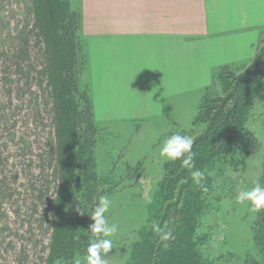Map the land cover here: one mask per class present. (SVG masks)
<instances>
[{"label":"rangeland","instance_id":"obj_1","mask_svg":"<svg viewBox=\"0 0 264 264\" xmlns=\"http://www.w3.org/2000/svg\"><path fill=\"white\" fill-rule=\"evenodd\" d=\"M23 13V6L19 7L16 0H2L1 47L10 46V41H6L7 34L14 33L16 25L20 27ZM250 68V63L245 62L233 66L229 75L237 77ZM257 73L254 69L251 74ZM3 76L0 64V264H45L48 224L43 223L39 228L36 221L44 207L39 204V215H34V219L29 216L28 208L36 196L33 186L40 174L38 156L45 148L48 129L35 117L36 107L30 92L17 95L13 90L11 104H7ZM228 82L231 84L232 80L216 76L206 92L207 99L215 93L220 96ZM80 85L88 87L91 97L93 83L88 73L81 75ZM197 96H183L176 100L175 106L166 104L163 111L155 115H130L122 119L95 115L100 127L95 146L98 171L110 170L115 180L120 181L106 194L113 203L105 215L110 223L118 225L113 249L105 257L107 264H144L149 251L153 253L162 242L155 233V244L148 246L149 230L154 221L171 233V238L161 244L163 252L174 246L188 229L192 234L189 239L196 242V247L206 258L216 260L215 264H242L244 256L255 251L250 230L255 213L251 206L237 204L236 196L259 181L264 157V90L254 96L249 107L245 106V121L226 151L216 158L217 162L209 160L194 169H187L178 161L174 167L170 162L166 163L159 151L171 132L189 128L196 111L193 102ZM207 106L205 103L204 109L200 110L197 123L202 124L205 120L203 114ZM184 135L195 138L198 134L191 131ZM195 169L205 172L207 191L193 183L191 172ZM168 179L173 188H177L166 203L169 219L152 208L160 182L165 183ZM192 189H196L197 196L202 198L203 208H191L190 214L177 218L179 212L183 216L182 200H190L188 193L192 194ZM54 192V183H51L46 196L53 199ZM57 222L54 223L50 216V227L54 231ZM77 259L84 260L76 253L73 264Z\"/></svg>","mask_w":264,"mask_h":264},{"label":"trees","instance_id":"obj_2","mask_svg":"<svg viewBox=\"0 0 264 264\" xmlns=\"http://www.w3.org/2000/svg\"><path fill=\"white\" fill-rule=\"evenodd\" d=\"M16 2L19 7L23 6L21 25H16L14 33L7 34L6 41H10V46H0L6 101L11 104L13 90L17 95L30 92L36 107L35 117L40 125L48 129L45 148L38 156L40 174L33 186L36 196L28 208L29 216L34 219L39 212V204L43 205V214H38L36 221L39 228L43 223L48 224L45 264H73L76 253L84 259L82 264H87V247L92 240L89 227L93 221L90 214L98 197L110 193L120 181L115 180L110 170L98 171L95 146L100 127L95 120L92 99L87 89L80 85V77L87 63L78 35L80 12L70 5V0ZM248 63L250 72L237 77L229 75L230 69L245 63L218 67L211 83L203 89L198 110L189 128L170 133L184 135V132L194 131L198 134L192 149L195 168L209 160L217 162L216 158L226 151L243 125L245 106L249 107L254 96L264 90V30L260 34L255 55ZM254 69L258 73L252 76ZM216 76L231 79L232 82L227 83L220 96L215 93L207 99L206 92ZM205 103H208L203 114L205 120L199 124V112L204 109ZM178 161L166 163L170 162L176 167ZM169 180L160 182L152 204L154 212L167 218L170 211L165 212L167 200L177 190ZM259 182L264 185V157ZM51 183L55 188L53 199L46 196ZM196 192V189H192V194L188 193L190 200H182L185 212L182 217L179 212L177 218L182 219L185 213L190 214L191 208H203V200ZM254 213L250 230L255 251L248 252L242 264H264V210ZM50 216L54 223L58 221L55 231L50 227ZM29 223L32 225V222ZM187 232L182 233L175 245L165 252L161 250L160 242L157 250L153 253L149 251L144 264H215L216 260L206 258L196 247V242L189 239L191 230ZM149 233L150 248L156 240L153 238L155 233L152 230Z\"/></svg>","mask_w":264,"mask_h":264},{"label":"crops","instance_id":"obj_3","mask_svg":"<svg viewBox=\"0 0 264 264\" xmlns=\"http://www.w3.org/2000/svg\"><path fill=\"white\" fill-rule=\"evenodd\" d=\"M70 5L80 12L78 35L87 58L81 75L88 73L93 83L96 116L155 115L166 104L198 94L196 114L216 69L249 62L264 30V0H70Z\"/></svg>","mask_w":264,"mask_h":264},{"label":"clouds","instance_id":"obj_4","mask_svg":"<svg viewBox=\"0 0 264 264\" xmlns=\"http://www.w3.org/2000/svg\"><path fill=\"white\" fill-rule=\"evenodd\" d=\"M194 138L188 135L174 133L163 141L159 155L166 161L181 162V166L187 169L195 168V153L193 152ZM193 183L202 191H207L204 183L205 172L195 169L191 172ZM112 200L108 195L98 197V202L90 216L93 223L89 230L92 233V240L87 247L86 262L87 264H107L105 257L113 249L114 238L118 232V225L110 223L106 217L112 206ZM236 203L240 205H249L255 212L264 210V185L257 180L250 189L241 190L236 196ZM151 230L159 236L162 242L171 238V233L162 227L159 223L153 222ZM75 264H82L80 259Z\"/></svg>","mask_w":264,"mask_h":264}]
</instances>
